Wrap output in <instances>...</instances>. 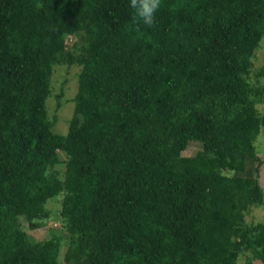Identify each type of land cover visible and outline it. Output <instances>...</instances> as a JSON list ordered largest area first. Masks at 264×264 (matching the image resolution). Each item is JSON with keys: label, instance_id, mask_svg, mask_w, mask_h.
Listing matches in <instances>:
<instances>
[{"label": "trees", "instance_id": "trees-1", "mask_svg": "<svg viewBox=\"0 0 264 264\" xmlns=\"http://www.w3.org/2000/svg\"><path fill=\"white\" fill-rule=\"evenodd\" d=\"M129 3L0 0V264H65L63 240L68 264H264V0H162L151 27ZM58 63L79 65L65 133ZM52 199L65 235L30 239Z\"/></svg>", "mask_w": 264, "mask_h": 264}, {"label": "rangeland", "instance_id": "rangeland-1", "mask_svg": "<svg viewBox=\"0 0 264 264\" xmlns=\"http://www.w3.org/2000/svg\"><path fill=\"white\" fill-rule=\"evenodd\" d=\"M252 67L250 69L249 78L250 81L258 84L264 83V76H258L257 70L264 63V36L260 40L259 46L255 49L254 55L252 56ZM78 72L79 65L77 64H66L58 63L55 64L52 75H51V94L47 98L46 105L48 115L54 120L53 130L61 133H65L68 127V120L73 112V96L77 90L78 85ZM62 91V92H61ZM61 92L60 105H57L59 93ZM258 109L263 112L264 104H257ZM256 155L255 164H258V180L263 188L264 195V131L261 129L255 139ZM202 147L201 142L191 140L188 142L186 148L182 151L184 155L194 154L197 150ZM60 152V158H64L65 154L63 151ZM61 170L62 165L58 167ZM61 194H58L60 196ZM47 206L50 209V215L47 219L38 227L30 228L26 220H21L22 228L28 232L29 238L32 240H38L50 236L51 229L60 232L62 237L65 235V229L61 221L59 210L58 199L48 200ZM245 219L248 222H254L257 220L264 219V203L261 204H249L245 213ZM67 248V243L63 240L59 250V260L68 264L63 256ZM244 256L241 255L239 262H243ZM252 264H262L259 259H254Z\"/></svg>", "mask_w": 264, "mask_h": 264}, {"label": "clouds", "instance_id": "clouds-1", "mask_svg": "<svg viewBox=\"0 0 264 264\" xmlns=\"http://www.w3.org/2000/svg\"><path fill=\"white\" fill-rule=\"evenodd\" d=\"M162 0H130L129 7L133 10V19L142 21L151 27L156 23V13Z\"/></svg>", "mask_w": 264, "mask_h": 264}]
</instances>
